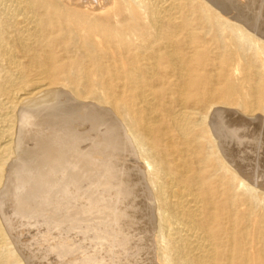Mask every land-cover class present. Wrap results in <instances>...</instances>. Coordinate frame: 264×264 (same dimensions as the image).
I'll use <instances>...</instances> for the list:
<instances>
[{
    "label": "bare ground",
    "instance_id": "6f19581e",
    "mask_svg": "<svg viewBox=\"0 0 264 264\" xmlns=\"http://www.w3.org/2000/svg\"><path fill=\"white\" fill-rule=\"evenodd\" d=\"M263 10L264 0H0V264H31L8 210L32 170L17 166L32 158L22 145L38 136L42 163L83 158L95 122L124 124L140 156L142 171L119 163L144 182L157 263L264 264Z\"/></svg>",
    "mask_w": 264,
    "mask_h": 264
},
{
    "label": "rangeland",
    "instance_id": "374dc122",
    "mask_svg": "<svg viewBox=\"0 0 264 264\" xmlns=\"http://www.w3.org/2000/svg\"><path fill=\"white\" fill-rule=\"evenodd\" d=\"M95 123L91 134L88 133L86 140H79L77 146L80 150L88 147L89 155L83 156L84 159L75 154L77 158H63L59 165L55 161L42 163L39 146L43 142L38 136L22 145L24 155L32 158L23 160V164L20 161L17 166L32 170L28 174L22 171L25 176L17 184L16 201H9L8 210L12 215L10 230L31 264H159L153 213L139 173L140 156L135 146L132 149L134 144L124 124L117 128L119 131L106 124L107 133L102 127L105 125ZM35 132L30 131L31 136ZM61 144L62 141H55L51 145ZM119 162L125 167L136 164L139 171L125 169ZM116 166L122 169L117 168L118 171ZM136 180H140L139 185ZM251 229L252 233L254 229Z\"/></svg>",
    "mask_w": 264,
    "mask_h": 264
}]
</instances>
